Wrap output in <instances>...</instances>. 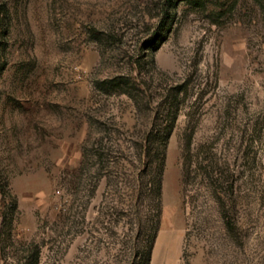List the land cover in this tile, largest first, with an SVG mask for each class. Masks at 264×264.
<instances>
[{"label": "rangeland", "instance_id": "rangeland-1", "mask_svg": "<svg viewBox=\"0 0 264 264\" xmlns=\"http://www.w3.org/2000/svg\"><path fill=\"white\" fill-rule=\"evenodd\" d=\"M147 255L264 264V0H0V264Z\"/></svg>", "mask_w": 264, "mask_h": 264}, {"label": "trees", "instance_id": "trees-1", "mask_svg": "<svg viewBox=\"0 0 264 264\" xmlns=\"http://www.w3.org/2000/svg\"><path fill=\"white\" fill-rule=\"evenodd\" d=\"M169 124H167V123H165L163 126V129H169ZM153 131L155 132L154 133V136L155 137H161V136H159V134H160V132L162 131V128H160V127H158V128H155V129H153ZM157 140V139H156ZM151 145H152V133H150V134H148L146 137H145V143L142 145V148H143V151H146V153L147 152H149L150 150H151ZM156 149H157V146H156ZM158 153H159V151H157ZM152 163V162H151ZM147 164H149V163H146L145 165H146V167H147ZM158 176H159V174H158ZM151 181L152 182H154V183H157V184H159V182H158V179H151ZM152 182H151V184H152ZM154 187V186H153ZM152 187V188H153ZM159 186H157V188H158ZM148 261H149V256L147 255V257L143 260V263L142 264H148Z\"/></svg>", "mask_w": 264, "mask_h": 264}]
</instances>
